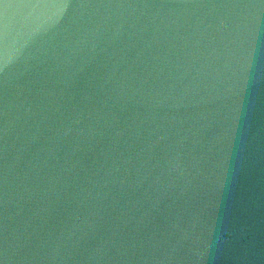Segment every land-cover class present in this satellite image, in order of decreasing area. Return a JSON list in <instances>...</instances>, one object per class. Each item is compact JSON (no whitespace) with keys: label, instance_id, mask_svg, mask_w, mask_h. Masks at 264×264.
<instances>
[{"label":"water","instance_id":"obj_1","mask_svg":"<svg viewBox=\"0 0 264 264\" xmlns=\"http://www.w3.org/2000/svg\"><path fill=\"white\" fill-rule=\"evenodd\" d=\"M0 264H264V0H0Z\"/></svg>","mask_w":264,"mask_h":264}]
</instances>
